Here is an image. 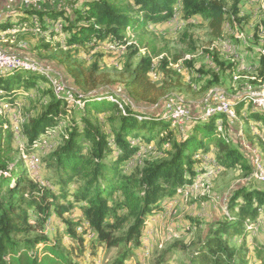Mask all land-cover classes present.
Listing matches in <instances>:
<instances>
[{"label":"trees","instance_id":"1","mask_svg":"<svg viewBox=\"0 0 264 264\" xmlns=\"http://www.w3.org/2000/svg\"><path fill=\"white\" fill-rule=\"evenodd\" d=\"M241 1L234 0L227 9L223 0H83L71 3L72 15L65 8H30L25 11L30 15L27 21H0V32H16L15 28L31 27L36 14L41 20L39 26L51 38L58 40V32L65 35L62 43L47 42L46 47H74L77 55L102 49L99 47L105 43L125 49L132 46V56L147 48L129 70L122 84V96L112 89H99L93 81L94 73L100 69V59L116 54L114 51H97L90 70L84 67L85 61L70 62V77L76 85L88 88L81 97L74 92L83 102L77 114V109H68L70 104L55 94L44 74L22 66L0 69L1 103L13 105L24 90L26 94L37 92L42 105L37 116L28 117L26 122L24 118L20 124L18 133L25 143L22 153L30 157L41 150L50 151L43 158L44 176L35 177L26 166L27 159L18 158L14 125L0 115V264H82L61 241L44 234L29 236L34 231L32 217L36 224L45 225L53 214L66 223V234L81 247L85 240L78 236L77 227L83 223L87 225L84 230H92L95 235L92 246L97 243L121 247L112 264H125L141 250L148 219L162 210L161 202L179 197L184 187L194 184L195 178L205 172L202 155L212 156L218 168L241 164L251 176L248 153L244 151L247 157L244 156L228 136L232 120L225 112L212 109L208 115L193 116L188 128L176 134V119L165 118L163 109L168 105V88L172 83L169 78L179 71L167 57L155 61L152 40L147 45L141 37L137 44H129L135 32L142 36L156 32L153 26H160L176 10L186 22L202 18L213 37L224 38L226 22L230 29L242 30L243 23L249 21L247 16H239ZM61 22L63 28L58 32L50 29ZM232 38L238 40L237 36ZM260 54H256L260 57L259 65L250 71L255 74L250 83H259L257 86L264 82V52ZM208 56L214 67L198 70L202 81L197 80V90L217 86L228 75L232 81V73H240V62L235 56L233 60L218 52ZM153 73L156 77L162 75V81L152 80ZM244 73L249 72H241ZM108 95L115 97L123 109ZM125 96L135 105L126 103ZM250 97L238 95L231 99L232 106L236 116L242 118V132L252 133L253 126L258 132L263 131L258 134L263 150L264 109L252 103L245 107ZM142 104L149 109H141ZM54 132H58L53 140L56 145L40 149L44 140L54 137ZM144 148L149 157H141ZM255 182L248 180L233 191L227 213L210 225L200 243L168 245L153 264H170L180 252L178 264H264V240L253 236L258 222L264 220V188L262 183ZM76 205L81 209V218H65L64 213L72 212Z\"/></svg>","mask_w":264,"mask_h":264},{"label":"rangeland","instance_id":"2","mask_svg":"<svg viewBox=\"0 0 264 264\" xmlns=\"http://www.w3.org/2000/svg\"><path fill=\"white\" fill-rule=\"evenodd\" d=\"M65 1L66 2L64 6H61L60 8H65L66 10L68 9L71 11L70 14L72 15L73 13L71 10V3H73L74 0ZM223 1L224 6L227 9H230L234 2V0ZM44 2L50 3L51 0H42L40 1V5H42ZM0 11L1 14L7 19L12 16L11 14H15L16 11L18 14H20L22 9L9 6ZM239 16H247L249 19V21L243 23L244 27L242 30H235L234 28L230 29L226 25V22L223 25V33L225 34V37L216 39L212 36L210 28L202 18H199V20L192 19L193 21L184 22V19L179 15V11H177L176 17L172 16L160 26H153L157 33H144V36H142L140 32H135L129 44H137L141 37H143V41L144 43H147V45H149L148 42L152 40L156 53V56H154L155 61H158L160 58L167 57V59L170 61V65L179 71L178 74L172 76V78H169V81L171 80L172 83H169L170 87L168 88L167 97H181L191 112V118L198 115L205 116V99L209 98L212 93V88L215 87V85L206 86V88L203 90H197V80L200 78V72L198 70H207L208 68L214 67V62L209 58L208 54L211 55L214 52H218L220 55L229 56L231 60H233L232 57H236L237 55L241 61L243 60L244 64L246 63L248 65L240 66V73L238 70L233 72L232 81L228 75L226 78L224 77L225 81L221 82V84H216L217 86H220V88L228 91L229 94H237L240 89H244L247 86L259 87L257 86L259 83L256 85L250 83V79L255 77V74H252L250 71L254 70L259 65L260 57H258L256 54L258 53V55L261 56V51L264 52V30H261V26L264 27V0H242L241 12ZM34 19L36 18H32L34 23L31 25V27L35 25V29H41V31H35L34 29L25 26H23L22 29L15 28L16 32L13 35L8 34L7 36L5 34L3 38L0 37V48L16 55H31L35 61L49 65L52 68L46 69L50 71L52 75L54 69V71L60 75L61 79H58V77L55 75L54 77H56L62 83L64 81L66 85L72 87L68 89H72L75 93L79 94L80 97L82 96V92L86 91L88 88L86 86L76 85L75 81L68 73L67 67L69 66V63L72 61H85L84 67L87 70H90L93 61L97 58V51H114L116 54L110 56L107 55L100 59V69L94 73L93 81L95 86L99 89H112L113 91H117L120 96L125 95L122 84L127 78L129 70L134 68V66L140 61L141 55L147 51V48L141 49L136 56L131 55L132 46L125 49V46L116 47L115 45L109 43H105L99 47L102 49H95L89 54L80 52L79 55L75 54L74 47L69 49L65 47H62L63 49L60 47L47 48V42H50L51 45L57 41L62 43V36H64V34L56 31V28L53 24V27L51 25L50 29H53L59 34L57 37L58 40H52L51 36H47V32L45 33V30H43L41 25L39 26V22H36ZM13 27L14 26L10 27V29ZM233 35L238 37L237 41H235V38H232L234 37ZM256 35L258 40L255 37ZM244 37L248 38L247 42H245ZM251 44L253 45V49L248 48ZM256 47H258L257 52L255 50ZM22 50H26L27 52H21ZM254 61L255 65H252ZM241 72L249 73L241 74ZM151 78L154 81L160 82L162 81L163 76L159 75L156 77V75L153 73ZM200 80L201 78L199 81ZM178 82L180 83L179 85L177 84ZM40 84H42V82H40ZM37 94V92H28L26 94V91L22 90V95L24 96L20 95V98L18 97L13 105L0 102V115H3L5 119H8L10 123L14 125V128L17 132L14 143L19 148L20 153L18 158L27 159L28 163L26 166L31 169L35 177L39 178L44 176L43 158L50 153V151L46 152L45 150L47 149L45 148L50 147V145H52V147L56 145L53 140L57 137L58 132H54V137L49 136L52 138H47L44 140L40 149L45 150H41L38 154H34L30 157H27L24 153H22L21 150L25 143L23 137L20 135V133H18V131L22 125L21 122L24 121V118L26 122L28 117H35L42 110V105L38 102L39 96H37ZM76 99L80 103L78 107L71 108L68 106V109H77V114L83 107V102L77 96ZM167 100L168 105H171V98H168ZM126 103H132L133 106L135 105L134 101L128 97H126ZM230 103L232 104L231 99ZM249 104H251V102L247 101L245 103V107H249ZM140 108L144 111L149 109L147 105L143 104L140 105ZM12 111H14L15 114L14 112L12 113ZM163 116L165 118L173 117L176 119V116H167V112H163ZM20 120L22 121L19 123ZM236 120L234 121H236V124H238L236 126L234 142L237 143V146L242 150L239 141V130H243V125H241L242 118L237 117ZM191 121L192 119L183 121L180 127L177 122L179 128L177 130L178 133L176 132V134H179V131L183 133V131L188 128V125L191 123ZM252 129V133H242L244 136L241 138L242 145L243 147H250L254 150L256 148L260 149L264 158V149H261L260 145L262 144L258 140V134L263 133V131L258 132L254 126ZM243 149L246 152L249 150L245 147ZM152 151H154V149ZM145 152L146 148L141 150V157H149V155H147ZM244 154V156L247 157L245 152ZM139 156L140 154L137 155V157ZM209 157L212 159V161H214L212 156ZM248 157L250 158L249 154ZM200 159L203 158L201 157ZM247 162V164H249V161ZM131 164L132 163H129V165ZM240 165L241 164H237L236 166L230 168L221 167L213 171L212 175L205 174V172L201 173L197 179L195 178V185L191 184L183 188L182 203L179 202L181 198L180 196L174 198L173 200L165 198L161 202L164 210L148 219L145 229V231H147L146 249L143 250V248H141L138 254L136 253L133 257L127 260L125 264H153L154 259H156V257L159 255L161 249L175 242H182L188 246L200 243L207 232L208 228L206 227H208L211 220L213 219L212 213L214 210H211V206L218 205L217 213L219 211V213H221L219 215L223 216L228 211L227 203L233 191L239 185H243L247 183L248 180H251L249 170L244 169ZM203 175L204 178H201ZM40 182L42 185H46L44 181L41 180ZM259 183L260 182L258 181L255 182L257 185ZM262 186L264 187V181L261 184V187ZM167 212H170L171 216L167 219V222H164V226H159L160 222L165 220L164 217H166ZM63 216L74 221L79 220L81 218V209L79 205L74 206L72 208V212H65ZM31 219V222L34 226V231H32L29 236L33 237L37 234H44L48 235L53 240L61 241L62 246L73 251L74 258L79 260L82 264H112L113 261L118 257L119 252L122 250L121 247H106L105 245H97V243H94V246H92L91 241L93 238H95V235L92 230H84L87 227L86 223L81 225L79 224V226L82 227V230H80L79 226L77 227L79 232L78 236L85 240L83 246L81 247L78 245L79 242L73 241L69 235L66 234L67 225L57 215L53 214L45 225L36 224L34 222V218L32 217ZM82 222L83 220H81V223ZM151 227L153 228L152 232L149 231ZM253 236L257 237L259 241L264 240V220L261 219L258 222L257 229L255 230ZM142 241V247H145V239L143 237ZM90 249H93V251ZM181 255L182 252L176 254L170 264H178L177 259Z\"/></svg>","mask_w":264,"mask_h":264},{"label":"built area","instance_id":"3","mask_svg":"<svg viewBox=\"0 0 264 264\" xmlns=\"http://www.w3.org/2000/svg\"><path fill=\"white\" fill-rule=\"evenodd\" d=\"M1 1V0H0ZM7 4V7L12 6L14 4H19L23 10H27L30 8L36 9V10H41V5L40 1L42 0H3ZM75 1V0H74ZM65 0H51V5L56 8H60L61 6H64ZM177 11H175L173 17L177 16ZM33 17H36V22H41L40 18L36 15L33 14ZM5 17L1 14L0 11V20H3ZM47 26L49 24V21L45 19L44 22ZM191 23V22H190ZM34 29L35 31H41V29H35V25L30 27ZM58 28H63V24L61 22L60 27ZM261 30H264V27L261 26ZM45 32V31H44ZM15 33V32H13ZM46 33V32H45ZM1 34V33H0ZM248 38L244 37L245 42H247ZM256 52L258 50V47L255 48ZM237 57V55H236ZM16 60H27L31 62V65H35L38 67H44V68H52L49 65H46L42 62L35 61L33 56L31 55H16L12 54L8 51H4L0 49V62H1V67H6L13 63V61ZM237 60L240 62V66H248L246 63H243V60L241 61L238 57ZM252 65H255V61ZM251 66V65H250ZM53 75L57 76L58 79L60 78V75L56 73L53 69ZM61 90H65V88H72L68 85H66L63 81V86H60ZM238 95H248V96H254V99L257 100V105L261 106L264 108V86H259V87H245L244 89H240L237 94L231 95L226 90L220 88V86H215L212 88V93L209 96L208 99H205L206 102V107H205V113L207 114L209 111L212 109H226L229 106L230 99L238 96ZM171 98V105H164L163 112H167V116H176L178 125L180 127L181 123L187 119H191V112L184 103L183 99L181 97H167ZM126 99V96H125ZM64 101H69L68 99H63ZM132 105V103H130ZM70 107H78V101H70ZM14 111H12L13 113ZM15 114V112H14ZM232 126H237L234 121L232 120ZM249 150L247 153L250 156V159L252 161V170H251V176L250 179H259L260 183H262V179L264 178V174H260L259 171V165L257 163V160L255 159V152L253 148L246 147ZM203 162H205V174H213V171L217 169V165L214 164V161L210 159L209 156H203ZM204 178V175L203 177ZM182 195H180V199H182ZM174 202V201H173ZM80 230H82V227L80 226ZM143 238L145 239V247H142L143 250L146 249L147 246V231H144Z\"/></svg>","mask_w":264,"mask_h":264},{"label":"bare ground","instance_id":"4","mask_svg":"<svg viewBox=\"0 0 264 264\" xmlns=\"http://www.w3.org/2000/svg\"><path fill=\"white\" fill-rule=\"evenodd\" d=\"M198 18V17H197ZM36 21V19H34ZM195 20V19H193ZM193 20H190V21H193ZM185 22V21H184ZM60 27V24L56 25V30H61L62 28H58ZM9 32V33H8ZM11 32V33H10ZM14 30H8L6 32H3L0 34V37L3 38L5 36V34H14L13 33ZM63 40L65 38V35L62 36ZM1 49V48H0ZM2 50V49H1ZM17 66H22V67H26V68H30L32 71L34 72H39V73H42L44 74L50 81L54 91H55V94L59 97H63L64 99H68L69 101H67L69 104H70V101H78L76 99V96H75V93L72 89H65V90H61L60 86H63V83L58 80L56 77H54V75H52V73L50 71H48L46 68L44 67H38V66H35V65H31V62L30 61H27V60H16V61H13V63H11L10 65L6 66V67H1V62H0V69H6V68H9V67H17ZM260 86H264V82L260 85ZM110 100H113V101H116L120 107L123 109V105L118 102V100L115 99V97L113 96H108ZM253 105L257 106V107H261V106H258L257 105V100L254 99V96H251L250 97V100H249ZM79 101H78V105H79ZM262 108V107H261ZM264 109V108H263ZM223 112H225L227 114V117L230 119V120H236L237 119V116H236V112H235V109L233 108L232 104L229 102V106L227 107V110L226 109H219ZM21 112V111H20ZM210 112V111H209ZM208 112V113H209ZM17 114V113H16ZM18 117V116H17ZM22 120L19 121V123L21 122ZM23 122V121H22ZM21 122V123H22ZM177 123V121H176ZM16 124V123H15ZM255 152V159L257 160V163L259 165V171H260V174H264V158H263V155L262 153L259 151L258 148H256L254 150ZM31 159V158H30ZM250 163L252 164V161L250 159ZM214 164H216L214 162ZM217 165V164H216ZM217 169L218 166H217ZM201 175V174H200ZM198 175V176H200ZM198 176L196 177V179L198 178ZM257 180L258 182H260L259 179H255ZM264 181V178L262 179V182ZM196 184V180L194 182V185ZM191 187V186H190Z\"/></svg>","mask_w":264,"mask_h":264},{"label":"crops","instance_id":"5","mask_svg":"<svg viewBox=\"0 0 264 264\" xmlns=\"http://www.w3.org/2000/svg\"><path fill=\"white\" fill-rule=\"evenodd\" d=\"M7 7V4L5 3V1H3V0H1L0 1V10H3L4 8H6ZM12 7H15V8H21L22 9V12L20 13V14H18V12L16 11V13L15 14H11L12 16L9 18L10 20H11V22H15L17 19H23V20H25V21H27L28 19H29V14L27 13V12H25L26 10H23V8L19 5V4H14V5H12ZM51 8H53V6L49 3V2H44L42 5H41V10H48V9H51ZM4 19H6V18H4ZM1 21V20H0ZM45 22V21H44ZM8 29H10V28H8ZM7 29V30H8ZM155 30V29H154ZM6 31V30H5ZM167 31V30H166ZM2 32H4V31H1L0 33H2ZM10 35V34H9ZM11 35H13V34H11ZM7 36H8V34H7ZM47 36H49L48 34H47ZM55 38L53 37L52 38V40H54ZM27 48V47H26ZM25 48V49H26ZM24 49V48H23ZM28 49V48H27ZM21 52H27L26 50H22ZM240 131V135H239V141H240V145H241V148H242V150L241 151H243L244 152V147H243V145H242V137H244L243 135H242V131H241V129L239 130ZM235 134H236V126H230L229 127V138L233 141V143H235L234 142V140H235ZM238 134V133H237ZM241 136V137H240ZM261 184V183H260ZM263 187V186H262ZM264 188V187H263ZM179 202H181L182 203V199H180L179 200ZM218 208V205H212L211 206V210H214V212L212 213V220H211V222H210V224L208 225V227H206V228H208L209 229V227H210V225H212V223L215 221V220H217V219H219L220 218V216L221 215H219V214H221V213H219V211H218V213H217V209ZM210 209V208H209ZM162 210H164L163 208H162ZM161 210V211H162ZM171 216V213L170 212H167L166 213V217H164V221L162 220L161 222H160V225L159 226H164V222H167V219L169 218ZM219 216V217H218ZM207 229V230H208ZM152 230H153V228L151 227V229H149V231L150 232H152Z\"/></svg>","mask_w":264,"mask_h":264}]
</instances>
